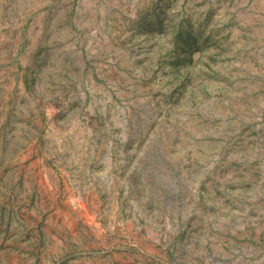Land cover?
Listing matches in <instances>:
<instances>
[{"label": "rangeland", "instance_id": "374dc122", "mask_svg": "<svg viewBox=\"0 0 264 264\" xmlns=\"http://www.w3.org/2000/svg\"><path fill=\"white\" fill-rule=\"evenodd\" d=\"M0 264H264V0H0Z\"/></svg>", "mask_w": 264, "mask_h": 264}, {"label": "water", "instance_id": "95a60500", "mask_svg": "<svg viewBox=\"0 0 264 264\" xmlns=\"http://www.w3.org/2000/svg\"><path fill=\"white\" fill-rule=\"evenodd\" d=\"M212 82H198L194 83L192 87L183 89L184 98L186 99L185 102H191L192 105L200 107L205 101V97L209 96L212 92ZM190 99V100H189Z\"/></svg>", "mask_w": 264, "mask_h": 264}]
</instances>
